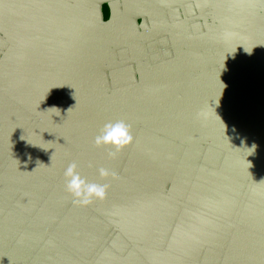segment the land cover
<instances>
[{"label":"water","instance_id":"95a60500","mask_svg":"<svg viewBox=\"0 0 264 264\" xmlns=\"http://www.w3.org/2000/svg\"><path fill=\"white\" fill-rule=\"evenodd\" d=\"M0 264H264V0H0Z\"/></svg>","mask_w":264,"mask_h":264},{"label":"clouds","instance_id":"9594fccd","mask_svg":"<svg viewBox=\"0 0 264 264\" xmlns=\"http://www.w3.org/2000/svg\"><path fill=\"white\" fill-rule=\"evenodd\" d=\"M202 115L198 113V116ZM134 143L131 126L123 120L104 124L96 135L94 144L97 148H109V156L115 157ZM255 145H253V149ZM100 177L107 179L116 174L107 168L99 169ZM65 190L73 197V203L78 206H90L94 201L107 199L109 184L90 183L79 172L76 162L71 163L64 172Z\"/></svg>","mask_w":264,"mask_h":264}]
</instances>
